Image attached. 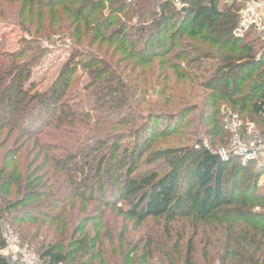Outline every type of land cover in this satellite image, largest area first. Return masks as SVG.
I'll list each match as a JSON object with an SVG mask.
<instances>
[{"label":"trees","instance_id":"1","mask_svg":"<svg viewBox=\"0 0 264 264\" xmlns=\"http://www.w3.org/2000/svg\"><path fill=\"white\" fill-rule=\"evenodd\" d=\"M4 1L51 21L21 18L32 39L17 53L0 49V252L4 221L46 264H264L263 171L254 163L201 149L184 195L175 186L185 156L144 169L143 133L155 136V121L165 124L161 138L184 127L223 138L220 101L262 115L264 138V43L252 30L234 34L242 2ZM38 37L69 39L71 53L33 92L31 66L47 53ZM207 64L213 72L198 82ZM86 76L94 102L74 108L65 91ZM130 220L133 229L155 224L128 236ZM0 264L20 262L0 253Z\"/></svg>","mask_w":264,"mask_h":264},{"label":"rangeland","instance_id":"2","mask_svg":"<svg viewBox=\"0 0 264 264\" xmlns=\"http://www.w3.org/2000/svg\"><path fill=\"white\" fill-rule=\"evenodd\" d=\"M123 1L127 4H131L136 0ZM185 1L187 3V0ZM21 8L24 7H21L20 2L10 3L9 1H0V49L5 53L19 52V50H21V46H25L26 40L32 39L33 37L19 26L18 21L21 18H26L24 21L33 25H36L38 22L43 23L47 21L39 17L38 13L31 12L29 14L27 10ZM106 8L107 4L105 5L103 11H106ZM55 20L56 22H58L57 18H55ZM50 21L51 17H49V21L47 22ZM37 39L40 40V43H42V46L45 47L44 50H46L47 53H44L42 58L38 59L31 66L32 75L25 86L27 90H29L33 86V92L44 89L53 79H55L58 70L61 68V66L64 64L71 53V45L69 43V39L67 40L60 37H53V40L51 41L55 40V42H47L46 40H43L39 37ZM211 62L212 61L209 60L204 61L203 63L209 64ZM208 64L202 65L200 71L195 72V74L197 75H202L200 78H198V82H201L203 80V76H207L213 72ZM84 67L86 68V64L79 65L78 70L73 73L74 79L77 78V76L80 77L81 75H83L82 72ZM83 78L84 79H82L78 84L76 80H73V82L65 91V99L67 101L73 102V104L75 105L74 108H90V106H92L94 102V100H91V98H93L92 93L90 91H85V83L88 81L87 78H89V76ZM77 93H81L79 97H76ZM187 100H189L190 103L195 102V100L188 97ZM220 104V114L218 113L217 117H220V128L225 133V136L220 140L210 138L207 133L200 128L194 130L195 133L193 135L185 134V131L189 130V127H184L182 132L178 134H171L167 138H161L158 135L161 134L160 132H162V128L165 124L163 123V121H155L156 123H161L158 126V129L154 128L157 130H155L157 132L156 135L153 136L149 133H143V138L146 139L145 146L147 149L145 156L150 153V159L149 161H147L146 167H144V169L153 167L155 169L163 170L164 168H168V166H170V161L173 158L180 155L182 157L185 156L184 158H186V160H183L184 162H182L181 165L177 166L179 172L181 173V178L175 186V193L178 194L182 192V194L184 195L186 191L194 188L192 166L195 164V160L198 156L197 152H199V150L207 148L211 152L217 153L222 149H228L233 140L237 139L238 135L240 136L243 134V131L246 128V124L252 125V131L262 137L260 132L261 122L263 119L262 115L251 111V107L249 106L246 108V110L240 113L238 110H233V108L225 101H220ZM224 113L230 114V118L228 119L229 124L227 126L223 120ZM196 114H198V112L194 111L189 115V118L193 115V117H196ZM180 122L185 123V121ZM225 127H229V130L227 131ZM185 137L189 138L188 142L183 140V138ZM240 138L242 139L244 137L240 136ZM236 156L238 157V155ZM235 162L236 164H240V166H243V164H247L246 162L243 163L240 158H237ZM262 177H264V172H262V174L258 177V182ZM122 220L123 217L121 216V214H119V218L117 219L119 226H121V223L124 222V220ZM151 221L153 220H150V223L143 225L140 228L133 229L132 221L130 220V227L126 234L128 236H140L144 233L145 230L154 228L155 221L154 224H152L153 222ZM2 226V238L5 241V247L1 250L0 253L4 257L9 258L11 261H18L20 262V264H46L41 259L39 253L36 251V247L34 246V244H32L27 239H23L19 235V233L17 232V227L9 222L4 221L2 223ZM145 226L147 227L145 228ZM185 238L186 236L184 237V240ZM17 249L19 250L16 251Z\"/></svg>","mask_w":264,"mask_h":264},{"label":"built area","instance_id":"3","mask_svg":"<svg viewBox=\"0 0 264 264\" xmlns=\"http://www.w3.org/2000/svg\"><path fill=\"white\" fill-rule=\"evenodd\" d=\"M131 1V0H128ZM242 6L237 11L238 23L234 29L236 36H241L247 31H254L264 43V0H238ZM175 8L181 9L187 5L185 0H172ZM230 114L224 113L223 120L229 124ZM243 134L234 139L228 149H222L217 154L222 159H228L230 154L238 155L245 162H252L264 172V138L252 131V125L246 124ZM227 131L229 127H225ZM264 183V177L258 182ZM258 210L259 207H256ZM17 249L16 251H18Z\"/></svg>","mask_w":264,"mask_h":264}]
</instances>
